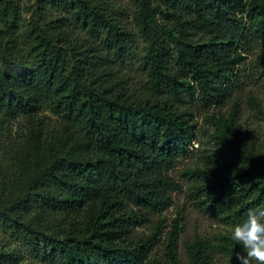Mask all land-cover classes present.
Returning a JSON list of instances; mask_svg holds the SVG:
<instances>
[{"label":"trees","instance_id":"obj_1","mask_svg":"<svg viewBox=\"0 0 264 264\" xmlns=\"http://www.w3.org/2000/svg\"><path fill=\"white\" fill-rule=\"evenodd\" d=\"M132 4L129 27L111 0H35L18 33L21 0H0V228L60 264H180L178 220L158 259L159 233L134 228L183 186L170 170L193 150V106L242 86L252 45L264 74V0ZM211 120L186 197L229 231L186 240L189 264H264V150L236 111ZM18 252L0 244V264H29Z\"/></svg>","mask_w":264,"mask_h":264},{"label":"rangeland","instance_id":"obj_2","mask_svg":"<svg viewBox=\"0 0 264 264\" xmlns=\"http://www.w3.org/2000/svg\"><path fill=\"white\" fill-rule=\"evenodd\" d=\"M116 5L122 7L124 14L122 20L129 27L133 26L132 0H111ZM35 0H21V29L23 32L25 20L30 19L34 13ZM82 34V32H80ZM138 52L143 48L141 39L137 41ZM245 58L239 65L240 79L242 86L236 88L228 98L217 105L204 108L199 103L193 106L192 121L196 125L197 138L192 142L190 148L193 149L186 157L178 160L176 165L170 170V174L180 183L182 188L172 191V204L160 213H151L150 218L134 228V234L147 236L156 231L157 241H154L152 254L158 259L162 258L165 249L166 237L172 228L174 221L178 220L181 230L178 238V256L180 264H189V259L185 252L184 242L191 240L196 235L214 240V237L222 232L229 231V228L216 222L213 218L199 211L193 203L186 197V179L183 171L187 167H195L202 160V155L213 147L212 116L223 113L229 115L231 111H236L238 122L243 130L255 140L259 149L264 150V74L262 67L257 65L259 49L257 46H250L244 52ZM123 72L127 73L131 82L142 83L146 76L141 71L137 56L121 65ZM50 114V113H49ZM54 118L53 115H51ZM16 122H12V133H16ZM6 244L11 248L18 247L17 254L19 260L29 264H60L58 260L42 258L36 254L28 245L20 242L19 239L0 228V244ZM258 256V252L255 253ZM152 263V262H151ZM149 263V264H151ZM227 259L218 257L214 264H227Z\"/></svg>","mask_w":264,"mask_h":264}]
</instances>
